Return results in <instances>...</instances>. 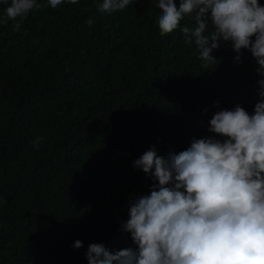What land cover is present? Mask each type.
<instances>
[{
	"label": "trees",
	"instance_id": "obj_1",
	"mask_svg": "<svg viewBox=\"0 0 264 264\" xmlns=\"http://www.w3.org/2000/svg\"><path fill=\"white\" fill-rule=\"evenodd\" d=\"M10 2L0 0V17ZM102 3L63 0L30 12L19 31L0 23V264H88L90 243L134 247L121 222L155 181L133 161L153 146L165 156L193 137L223 140L208 131L217 111L254 112L244 102L260 79L249 50L237 63L221 40L219 62L206 63L181 31L196 27L194 13L161 35L158 0L114 12Z\"/></svg>",
	"mask_w": 264,
	"mask_h": 264
},
{
	"label": "clouds",
	"instance_id": "obj_2",
	"mask_svg": "<svg viewBox=\"0 0 264 264\" xmlns=\"http://www.w3.org/2000/svg\"><path fill=\"white\" fill-rule=\"evenodd\" d=\"M62 2L11 0L0 23L14 21L13 30L19 31L30 12ZM133 2L103 0L98 10H124ZM157 7L161 35L172 33L184 16L194 13L196 27L181 31L206 63L219 62L211 53L221 40L231 42L237 63L241 49L250 51L260 79L255 96L244 102L254 112L239 104L215 112L208 131L223 140L193 137L178 153L157 155L153 146L135 159L133 167L155 182L148 195L129 199L128 219L121 222L134 247L111 252L90 243L88 264H264V5L258 0H180L177 6L174 0H158ZM230 89L237 91L233 82ZM82 246L80 240L73 243L74 248Z\"/></svg>",
	"mask_w": 264,
	"mask_h": 264
}]
</instances>
